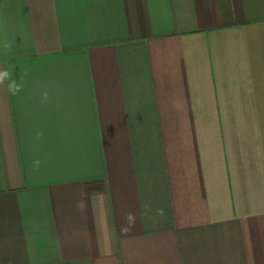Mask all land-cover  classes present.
<instances>
[{
  "label": "crops",
  "instance_id": "1",
  "mask_svg": "<svg viewBox=\"0 0 264 264\" xmlns=\"http://www.w3.org/2000/svg\"><path fill=\"white\" fill-rule=\"evenodd\" d=\"M0 264H264V0H0Z\"/></svg>",
  "mask_w": 264,
  "mask_h": 264
},
{
  "label": "clouds",
  "instance_id": "2",
  "mask_svg": "<svg viewBox=\"0 0 264 264\" xmlns=\"http://www.w3.org/2000/svg\"><path fill=\"white\" fill-rule=\"evenodd\" d=\"M4 75H7L6 73Z\"/></svg>",
  "mask_w": 264,
  "mask_h": 264
}]
</instances>
